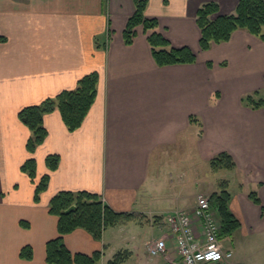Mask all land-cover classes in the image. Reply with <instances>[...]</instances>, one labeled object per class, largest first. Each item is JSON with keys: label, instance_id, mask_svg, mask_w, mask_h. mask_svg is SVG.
<instances>
[{"label": "crops", "instance_id": "0c3cea01", "mask_svg": "<svg viewBox=\"0 0 264 264\" xmlns=\"http://www.w3.org/2000/svg\"><path fill=\"white\" fill-rule=\"evenodd\" d=\"M208 1L222 14L239 3L148 0L146 17L157 18L172 45L197 54L195 62L161 66L142 25L131 44L125 41L134 0H0V264H50L46 245L59 234L50 201L63 190L95 192L114 211L134 213L108 226L101 239L81 227L65 234L73 253L101 251L96 264L119 252L126 254L119 264H173L176 239L155 227L175 209L192 212L198 193L218 191L223 180L240 221L234 232L263 236L257 258L228 247L232 263L264 264V107L243 102L249 93L264 94V38L237 29L201 49L196 13ZM92 71L99 73L98 92L83 124L71 131L59 110L45 114L47 137L29 152L31 131L20 109L75 88ZM223 151L236 167L215 172L210 160ZM50 154L60 156L56 169L47 166ZM30 157L37 161L36 182L50 174L39 201L36 182L21 169ZM188 157L198 166L193 171ZM194 224L199 232L195 217ZM152 238H165L168 251L151 255ZM26 245L31 259L20 256Z\"/></svg>", "mask_w": 264, "mask_h": 264}, {"label": "trees", "instance_id": "16d2710c", "mask_svg": "<svg viewBox=\"0 0 264 264\" xmlns=\"http://www.w3.org/2000/svg\"><path fill=\"white\" fill-rule=\"evenodd\" d=\"M135 11L129 17L124 29V38L127 44L133 42L137 34V27L142 25L147 33L153 56L157 64L164 66L176 63H192L197 60V54L188 45L175 46L158 29L157 18H148L145 15L148 0H134ZM196 21L201 30L200 47L209 49L212 43L229 40L237 29H246L251 33L264 38V0H239L236 9L227 14L220 13L219 4L208 1L200 5L196 13ZM5 36L0 33V41ZM99 73L92 71L82 76L73 89L63 90L56 96L47 97L38 104L24 106L19 111L20 120L30 129L31 135L27 141V149L34 152L45 140L48 130L44 125V115L59 110L69 128L74 131L84 122L93 106L98 92ZM243 102L253 108L264 107V96L258 91L243 97ZM59 154H50L46 158L47 166L56 169L59 165ZM213 171L233 170L236 162L232 155L223 151L210 160ZM21 169L29 174L36 182L37 161L34 157L28 158ZM50 174H45L35 188V200L39 201L41 193L48 187ZM228 181L220 182L219 190L210 196L211 207L216 211L221 224L220 234L233 233L240 226L239 219L230 210L231 192ZM250 197L260 203L255 192ZM72 204L77 207L67 213L66 209ZM49 211L59 217L57 237L48 240L47 262L50 264H96L102 257V252L93 254L73 253L65 244L64 236L76 228H85L97 239H101L104 230L111 225L130 220L134 217L131 212L114 211L103 198L95 192L87 190H63L56 193L50 201ZM34 252L30 245L21 248L20 256L33 258ZM125 253H117L108 264H119L124 261Z\"/></svg>", "mask_w": 264, "mask_h": 264}, {"label": "built area", "instance_id": "2783aa9c", "mask_svg": "<svg viewBox=\"0 0 264 264\" xmlns=\"http://www.w3.org/2000/svg\"><path fill=\"white\" fill-rule=\"evenodd\" d=\"M192 212L175 209L166 215L169 233L177 243L179 260L175 264H233V251L224 249L219 234L220 220L211 207L210 194L200 192ZM194 217L199 220L196 231ZM147 248L156 256L168 251L165 238L149 240Z\"/></svg>", "mask_w": 264, "mask_h": 264}, {"label": "rangeland", "instance_id": "374dc122", "mask_svg": "<svg viewBox=\"0 0 264 264\" xmlns=\"http://www.w3.org/2000/svg\"><path fill=\"white\" fill-rule=\"evenodd\" d=\"M262 96H264V94H262ZM185 164H186L188 169L191 168L189 171H193L194 167H198L194 162H192V158H190V157H188L185 160ZM201 168L206 170V169H208V165H205V168H204V164H201ZM205 175H207V173H205ZM213 191H214L213 188L208 189L207 193L212 194ZM202 192H205V191H202ZM166 215L164 216L165 224H163L162 226H159V227H155L156 228L155 231H157V232L159 231L158 234L161 233L160 232V231H162L161 229H169V225L166 222ZM238 234L239 233H235V232L225 233L223 235L219 234V239H220L224 249H227L228 247L235 249L236 247H238V250L241 253L248 251V253L251 256H253L254 258H257V256L258 257L262 256L261 252L263 250V236H259V237L258 236H252V237H250V236L244 235L242 233H240L239 235ZM152 239H154V238H152ZM255 262H257V260H252L251 264H254ZM173 264H175V262H173Z\"/></svg>", "mask_w": 264, "mask_h": 264}, {"label": "water", "instance_id": "95a60500", "mask_svg": "<svg viewBox=\"0 0 264 264\" xmlns=\"http://www.w3.org/2000/svg\"><path fill=\"white\" fill-rule=\"evenodd\" d=\"M77 205L76 204H72L69 208L66 209L67 213L72 212L74 209H76Z\"/></svg>", "mask_w": 264, "mask_h": 264}]
</instances>
